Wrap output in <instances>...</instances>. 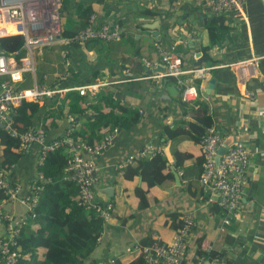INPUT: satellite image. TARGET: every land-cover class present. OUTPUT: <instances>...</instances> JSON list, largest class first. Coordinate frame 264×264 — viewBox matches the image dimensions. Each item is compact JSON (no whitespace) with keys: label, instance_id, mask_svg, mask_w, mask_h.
<instances>
[{"label":"crops","instance_id":"crops-1","mask_svg":"<svg viewBox=\"0 0 264 264\" xmlns=\"http://www.w3.org/2000/svg\"><path fill=\"white\" fill-rule=\"evenodd\" d=\"M66 4L67 10L71 11L69 20L76 28L91 11V16H97L98 25L110 21L118 23V20L128 23L125 27L118 23L124 30L119 41H90L38 51L35 74L31 75L33 85L37 83L61 90L101 85L93 95L64 92L40 104L63 100L74 93L87 97L106 116L113 113L123 117L121 112H113L110 98L129 111H137L140 117L138 123L127 126L123 117L125 124L113 129H119L113 144L103 155L94 158L99 176L95 187L96 203L105 209L104 197L98 192L106 188L114 189L115 201L108 203L113 207L111 217L104 226L93 258L100 264H128L140 256L139 250L144 244L171 242L182 218L193 213L196 225L185 264H194L193 255L198 248L224 253L219 264L227 261L264 264L263 0H247L244 18L240 19L214 13L206 7V0H66ZM82 8L87 11L82 12ZM170 10L174 11L171 16ZM82 14H85L83 19L80 18ZM219 15L225 17L227 31L224 35L219 33L215 39L208 25ZM155 17L161 18V30L166 32L159 39L133 28L134 22ZM161 50L180 56L186 68L220 66L203 82L197 102L187 104L182 101L175 79L154 78L163 75L154 72L162 64ZM42 70L43 84L39 83L41 77L38 76ZM148 72H154L153 76ZM211 79L215 80L213 88L209 87ZM163 80L167 81L166 86ZM170 86L179 94L171 97L166 88ZM104 98L108 102H104ZM200 104L208 105L212 127L219 131L222 143L233 142L231 148L239 140L251 150L248 185L240 200L241 218L229 227L223 225L225 214L217 204V195L206 192L200 182L203 148L196 136L189 133L188 126ZM82 105L85 109L88 102ZM87 112L90 116L94 109L88 108ZM42 123L43 116L34 120L37 128H42ZM80 123L86 125L87 121L83 118ZM107 124L104 120L97 126L104 138L113 131L106 127ZM69 125H72L71 119L47 132V141L69 138L65 136ZM168 128L179 130L180 134L169 135ZM67 147L70 155V147ZM22 150L23 158L7 176L20 185V199L34 186L41 153L36 144ZM83 155L87 157L85 153ZM177 155L183 158L182 163H178ZM157 156L165 162L167 170L163 174L170 172L173 179L151 190L148 194L150 206L141 209L134 190H147V184L141 174L131 179L124 177V173L128 166L136 164L137 158L151 161ZM176 175L180 184H177ZM39 178L44 180L41 174ZM7 209L17 215L25 211L20 202ZM4 235L5 224L0 217V237Z\"/></svg>","mask_w":264,"mask_h":264},{"label":"built area","instance_id":"built-area-1","mask_svg":"<svg viewBox=\"0 0 264 264\" xmlns=\"http://www.w3.org/2000/svg\"><path fill=\"white\" fill-rule=\"evenodd\" d=\"M247 0H206V7L214 13L232 16L235 19L244 18ZM62 0H0V38L22 36L25 56L16 60L19 52L7 55L0 50V124L11 137L20 141V146L26 150L31 144L39 145L41 153L39 165H42L47 154L57 151L63 146L70 147V159L65 168L64 179L75 183L79 188V204L89 209L97 208L109 221L112 205L102 210L96 204L95 187L99 181L98 167L94 158L103 155L113 144L119 134L115 129L101 142L89 144H72L70 138L56 139L48 142L47 134L42 128L20 133L13 126L12 112L25 102L41 103L51 100L58 94L77 91L81 96L93 95L101 85L92 84L75 89H50L45 85L35 83L33 88H22L26 74H35V58L38 51L59 45H82L90 41H119L124 32L116 22L110 21L97 24V16L93 14L87 26L73 38L62 37L61 10ZM2 34V35H1ZM160 59L166 67V74L154 78H172L176 80L177 88L184 103L193 104L199 100L202 84L213 72L220 68L217 65H203L196 68H186L180 56L160 51ZM208 100V99H207ZM222 145V137L215 127L207 129L202 140L203 170L200 182L206 192L215 193L217 204L224 211V227H229L240 221V200L248 185V169L251 160V150L242 142L234 144L224 156L216 162L218 149ZM85 153L87 157L83 155ZM33 186L26 196L20 199L21 187L12 185L5 179L0 180V190L5 198L0 202V217L5 221L10 234L0 237V253L6 264H16L17 252L11 248L17 243L22 224L34 219L39 195ZM20 202L24 213L17 215L7 207ZM196 225V216L186 214L177 228L171 242L157 243L140 247V255L148 264H185L191 236ZM6 227V228H7ZM8 235V234H7ZM194 264H219L212 258L211 249L202 248L193 255Z\"/></svg>","mask_w":264,"mask_h":264},{"label":"trees","instance_id":"trees-1","mask_svg":"<svg viewBox=\"0 0 264 264\" xmlns=\"http://www.w3.org/2000/svg\"><path fill=\"white\" fill-rule=\"evenodd\" d=\"M83 11L87 10L82 8ZM60 13L62 37L69 39L87 26L92 11L88 18L85 17L79 28L72 25V21L69 20L71 11L67 10L66 0H62ZM84 16L85 14H82L80 18L83 19ZM224 18L222 15L216 16L211 19L208 25L210 34L215 39L218 38L219 33L224 35V32L227 31ZM117 22L124 27L128 23L125 20H118ZM23 46L24 39L22 36L0 38V50L7 55L19 52L18 62L25 56V53L22 52ZM42 75H44L43 70L38 74L39 78L41 77L39 83L43 84L44 78ZM3 80L0 79V83ZM28 82H31V74H26L24 81L19 83V86L23 87ZM109 100L114 105L113 112H121L126 119L125 126L135 125L139 122L140 117L137 111H129L124 106L112 102L110 98ZM85 102H88V106L84 109L82 104ZM104 102H108V99L104 98ZM96 106L87 97H80L74 93L68 94L63 100L44 102L43 105L37 102H25L13 109V126L20 133L28 129L36 132L38 128L35 127L34 120L43 116L42 129L47 133L61 127L71 119L72 125H69L65 136H68L75 143L84 142L94 145L104 138L99 134L97 127L101 122L106 120L108 122L106 127L112 130L125 124L123 117L116 116L113 113L106 116ZM88 108L94 109V113L90 116L87 112ZM52 110L54 111L52 112ZM83 118L87 121L86 125L80 123ZM212 125L213 121L208 105L200 104L199 108L193 112V120L188 124L189 133L195 135L197 141L202 144L207 129ZM167 133L173 136L180 134L179 130L171 131L169 128ZM58 139H61V137H58ZM0 146V180L5 179L12 185H19L15 179H10L7 176L23 158L24 151L20 146V141L6 133L1 124ZM177 158L178 163L183 162V158L178 157V155ZM68 159H70V155L67 145L57 151L48 153L42 165H38V157L37 176L33 183L35 188H39L35 190L39 195V201L35 209L36 216L28 223L22 224L21 231L17 236V243L11 248L13 252H17V256L14 258L16 264H100L93 258V254L98 247L100 236L107 221L97 211V208L89 209L79 204L78 186L64 179ZM165 170L167 169L161 156H157L151 161L137 158L136 164L128 166L125 170L124 177L133 179L134 176L141 174L147 184V190H134L141 209L150 206L148 194L151 190L155 187H162L166 181L173 179L170 172H167V175L163 174ZM128 172H130V175ZM39 174L43 176L44 180L38 179ZM4 198L5 193L0 190V202ZM96 204L100 206L98 203ZM1 220L5 224V221ZM125 222L126 219L123 220V224ZM154 244L157 243L151 241L143 246ZM199 249L201 248L197 249L198 252ZM211 256L219 262L223 260L224 253L219 254L211 251ZM0 264H6L1 253ZM128 264L148 263L140 255ZM226 264H232V262L227 261Z\"/></svg>","mask_w":264,"mask_h":264},{"label":"water","instance_id":"water-1","mask_svg":"<svg viewBox=\"0 0 264 264\" xmlns=\"http://www.w3.org/2000/svg\"><path fill=\"white\" fill-rule=\"evenodd\" d=\"M264 2V0H263ZM133 28L140 32V33H144V34H150L151 36H153L156 39H159V37L161 35H165L166 32H164L163 30H161V18L160 17H155L152 20H138L136 22H134L133 24ZM197 67H200L197 66ZM155 73H161V74H166V67L165 65H159L157 67L156 70H154ZM154 72H148L147 74L149 76H153ZM165 86L167 85V81L163 80ZM215 84V80L211 79L210 80V88H213ZM167 91L170 93L171 97L176 96L179 94L178 90L175 87H166ZM239 142V140H236V143ZM235 143V144H236ZM233 144V142L230 141H223L221 147L218 149V156L216 158V162L219 163V160L222 156H224V154L227 153V151L230 149V146ZM176 181L177 184H180V179L179 177L176 175ZM114 189L113 188H106L104 190H101L98 192V195H101L104 197L105 200V205H108V203H112L115 201V196H114Z\"/></svg>","mask_w":264,"mask_h":264},{"label":"rangeland","instance_id":"rangeland-1","mask_svg":"<svg viewBox=\"0 0 264 264\" xmlns=\"http://www.w3.org/2000/svg\"><path fill=\"white\" fill-rule=\"evenodd\" d=\"M172 13H174V11L173 10H170V16H171ZM23 88H33V84L31 82H28L25 85H23ZM6 227H7V225H5L6 235H4L3 237H8L9 234H10V231H9L8 227L7 228ZM40 259H41V257H40Z\"/></svg>","mask_w":264,"mask_h":264}]
</instances>
